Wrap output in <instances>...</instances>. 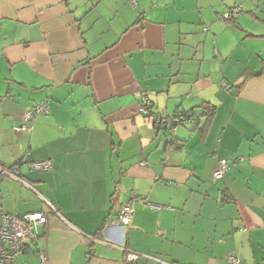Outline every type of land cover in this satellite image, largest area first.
Masks as SVG:
<instances>
[{
	"label": "crops",
	"instance_id": "crops-1",
	"mask_svg": "<svg viewBox=\"0 0 264 264\" xmlns=\"http://www.w3.org/2000/svg\"><path fill=\"white\" fill-rule=\"evenodd\" d=\"M144 96L200 125L156 128ZM18 163L28 186L0 180L2 211L60 217L14 264H264V0H0V165Z\"/></svg>",
	"mask_w": 264,
	"mask_h": 264
},
{
	"label": "built area",
	"instance_id": "built-area-1",
	"mask_svg": "<svg viewBox=\"0 0 264 264\" xmlns=\"http://www.w3.org/2000/svg\"><path fill=\"white\" fill-rule=\"evenodd\" d=\"M243 12L242 6L232 8L227 13L223 14L221 19L225 22L235 20ZM227 90H231V86L224 84ZM151 101L147 96L142 99V111L148 119L161 129H170L172 134L185 126L188 123L195 122L196 118L193 113L180 112L173 116L158 117L152 115L150 111ZM50 114V103L48 101L36 104L32 109L25 112L23 122L15 128L17 133L29 132L33 129L32 123L38 116H48ZM28 168L32 171H49L52 169V162H32L27 164ZM232 170V165L228 160H220L218 167L213 173V181L223 180ZM11 178L24 186H28L27 182L21 178L20 164L13 166L0 167V180ZM133 201L123 205L117 213L110 219L109 225L112 227L122 228L128 230L134 218ZM46 211L29 213L23 216H12L5 214L0 208V264H14L15 261L25 253L30 245H38L39 233L38 228L45 226L48 221L49 213L60 214L55 207L46 202ZM90 239L96 241L95 238ZM122 261L126 264L138 261L140 258L145 257L157 261L161 264H166L155 258L144 256L138 253L131 252L123 249ZM42 264H44L45 256L41 255ZM230 264H238V258L235 255L229 257Z\"/></svg>",
	"mask_w": 264,
	"mask_h": 264
},
{
	"label": "trees",
	"instance_id": "trees-1",
	"mask_svg": "<svg viewBox=\"0 0 264 264\" xmlns=\"http://www.w3.org/2000/svg\"><path fill=\"white\" fill-rule=\"evenodd\" d=\"M231 86V90H233L235 87L234 86H232V85H230ZM150 111L152 112V110H151V108H150ZM214 112H215V107L213 106V105H211V104H204L202 107H201V111H200V118H202V117H205L206 119H210L212 116H213V114H214ZM186 113H193V112H186ZM152 115H156V116H158V117H167V116H160V115H157V114H155V113H151ZM194 114V117L196 118V120H195V122H192V124H194V125H196L197 127L200 125V119H199V117H197L196 115H195V113H193ZM145 116V115H144ZM146 118H148V116H145ZM154 124V123H153ZM188 124H190V123H188ZM154 126L156 127V128H158L155 124H154ZM159 129V128H158ZM170 130V129H169ZM171 131V130H170Z\"/></svg>",
	"mask_w": 264,
	"mask_h": 264
},
{
	"label": "rangeland",
	"instance_id": "rangeland-1",
	"mask_svg": "<svg viewBox=\"0 0 264 264\" xmlns=\"http://www.w3.org/2000/svg\"><path fill=\"white\" fill-rule=\"evenodd\" d=\"M0 167H3V166L0 165ZM4 180H8V178L3 179V181H4ZM5 214H6V213H5Z\"/></svg>",
	"mask_w": 264,
	"mask_h": 264
}]
</instances>
